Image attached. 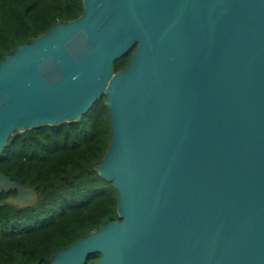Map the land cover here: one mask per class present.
Returning a JSON list of instances; mask_svg holds the SVG:
<instances>
[{"label": "water", "instance_id": "water-1", "mask_svg": "<svg viewBox=\"0 0 264 264\" xmlns=\"http://www.w3.org/2000/svg\"><path fill=\"white\" fill-rule=\"evenodd\" d=\"M0 59V148L101 93L118 219L49 264H264V0H81ZM133 46L125 65L112 60ZM1 204L36 190L0 172Z\"/></svg>", "mask_w": 264, "mask_h": 264}, {"label": "trees", "instance_id": "trees-1", "mask_svg": "<svg viewBox=\"0 0 264 264\" xmlns=\"http://www.w3.org/2000/svg\"><path fill=\"white\" fill-rule=\"evenodd\" d=\"M81 0H0V59L52 23L76 17ZM133 46L112 60L127 62ZM104 94L78 118L11 133L0 148V172L33 187L31 205H0V264H49V256L107 221L118 219L116 191L97 173L109 139ZM15 189L0 191V199ZM97 252L84 264H92Z\"/></svg>", "mask_w": 264, "mask_h": 264}, {"label": "flooded vegetation", "instance_id": "flooded-vegetation-1", "mask_svg": "<svg viewBox=\"0 0 264 264\" xmlns=\"http://www.w3.org/2000/svg\"><path fill=\"white\" fill-rule=\"evenodd\" d=\"M12 194V193H11Z\"/></svg>", "mask_w": 264, "mask_h": 264}]
</instances>
